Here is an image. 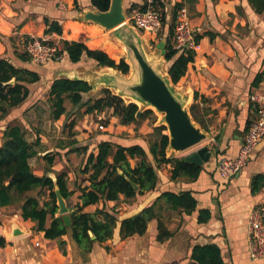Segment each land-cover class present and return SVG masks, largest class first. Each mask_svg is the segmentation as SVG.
Segmentation results:
<instances>
[{
  "label": "crops",
  "instance_id": "crops-1",
  "mask_svg": "<svg viewBox=\"0 0 264 264\" xmlns=\"http://www.w3.org/2000/svg\"><path fill=\"white\" fill-rule=\"evenodd\" d=\"M162 1L161 12L167 18L171 16L169 8L172 19L176 14L177 20L179 9L186 7L196 38L199 37L195 60L188 64L185 75L175 85L190 96L191 106L195 103L194 114L211 133L204 144L209 146L210 159L198 165L201 170L196 178L181 175L173 179L172 165L161 163L156 167L158 181L153 190L131 198L121 195L116 200L85 206V212L102 209L116 218L113 235L107 240L98 241L90 232L94 240L90 246L77 242L70 225L62 237L65 243L61 245L58 239H48L44 232L38 231L35 221L24 219L21 215L23 198L38 191L31 190L13 204L0 207V237L6 240L5 245L0 246V264H190L194 246L208 244L221 248L225 264H264V259H251L249 240L250 213L264 207V187L252 190L253 178L264 174V137L239 174L223 179L216 169L219 160L233 159L240 153L255 114L252 96L257 95L264 106V12H255L248 0ZM124 5L129 14L130 7L143 8L146 0H124ZM93 9L96 8L91 0H0V58L36 71L40 76L38 81L29 84L26 100L10 108L0 121V144L8 124L26 128L30 141L39 139L35 147L38 153L29 161L34 173L46 174L55 182L62 171L68 173V180L72 179V174H82L86 155L70 152L72 147L87 145L89 152L96 153L99 142L110 140L122 145L138 143L149 151L150 140L146 134L154 132L153 123V127L149 126L146 118L145 124L124 125L116 116H112L111 122L107 119L109 126L105 132L92 133V122L89 123L91 127L84 124L81 130L79 121L84 113L77 111L76 116L73 115L68 103H65V114L58 119L52 117L50 87L55 79L69 78L70 72L76 71L78 76L94 81L113 69L98 68L86 57L74 63L65 54L61 60L36 63L26 50L27 40L42 37L60 47L62 39L82 41L90 49L102 50L112 59L121 60L125 52L122 42L100 24L82 19L84 12ZM47 20L58 21L62 32L47 33ZM101 90L92 88L83 93V101L98 97ZM72 122L73 127H69ZM101 124L105 129V124ZM87 128L89 131H84ZM46 154L54 156L52 165ZM167 156L185 155L171 153ZM150 159L153 160L152 156ZM86 177L84 175V179ZM74 184V188L68 184L70 190H75L69 198L75 196L71 201L65 199L68 214L82 204L80 187L89 185V181ZM168 191H190L197 201L196 210L186 212L182 207L174 208L169 200L161 197ZM47 199L49 190L44 189L41 203ZM150 206L154 217L146 232L123 237L122 221ZM198 209L209 210L207 222L199 221ZM56 215H60L59 212ZM98 218L103 220L104 216L100 214ZM161 221L171 233L164 239L158 237Z\"/></svg>",
  "mask_w": 264,
  "mask_h": 264
},
{
  "label": "trees",
  "instance_id": "trees-1",
  "mask_svg": "<svg viewBox=\"0 0 264 264\" xmlns=\"http://www.w3.org/2000/svg\"><path fill=\"white\" fill-rule=\"evenodd\" d=\"M257 13L264 12V0H248ZM94 8L107 11L111 0H91ZM159 5L164 7L162 0ZM132 7L129 8L132 9ZM145 6L142 8L144 9ZM179 8V7H178ZM176 14L173 16L172 24L167 33L165 58L169 63V75L174 83H177L186 73L188 64L195 60V49L178 51L172 47L170 37L173 34ZM50 32H62L61 24L58 21H49ZM199 37H197V41ZM61 53L65 54L72 62L77 63L84 57L92 60L96 66H109L129 72V65L124 59L116 62L106 52L99 49H90L82 41H69L62 39ZM40 79L39 73L28 68H21L14 65L7 58H0V121L8 114L10 108L23 103L30 93L29 84ZM261 78L257 80L260 81ZM256 82V84H257ZM91 85L83 80H72L69 78H57L51 83L50 96L52 98V117L60 118L66 113V100L73 105L85 106L86 113L103 112L106 109L112 110V115L119 118L121 124L127 125L139 122L147 115L154 113L147 109L136 116L138 106L135 103H126L123 98L112 93L110 89H103L96 98L83 101V93L89 92ZM197 95H195L196 98ZM195 103L191 106V113L196 121L200 123L194 114ZM74 123L69 124L73 127ZM205 129L206 126L201 124ZM166 126H155L156 138L150 141L149 151L138 143L122 145L110 140H102L97 145V152H89L87 145L72 147L70 152L85 153L86 162L81 173L87 175L84 180L89 185L80 187L82 204L69 213L71 218L70 228L73 230L75 239L80 245L90 246L94 240L90 232L95 234L96 240L104 241L113 235L116 218L108 212L100 209L94 213L83 211L89 204L100 201L116 200L124 195L126 198L135 197L149 190H153L158 181L156 167L161 163L172 165V178L186 175L196 178L201 167L195 163L185 161L184 157L167 156L166 150L169 144V137L164 131ZM38 140L30 141L27 138V130L19 124H8L3 131V141L0 144V207L11 205L26 195L31 190H38L35 195H26L21 205V215L24 219H31L37 223L36 229L44 232L48 239H58L63 245L62 239L67 233L69 226L65 224L64 215H56L59 212L56 186L59 187L64 199L68 200L75 192L68 187V173L62 171L57 175L56 182L49 176H39L34 173L30 159L38 151L36 146ZM75 144V141H74ZM152 156L153 160L150 159ZM52 165L54 156L45 155ZM135 161L132 164V161ZM119 169L122 173H119ZM132 182L138 185L136 189ZM264 187V174L256 175L252 180V190L259 191ZM49 190V199L43 201V190ZM172 203L174 208L182 207L186 212L196 210L197 201L190 191L173 192L168 191L161 194ZM103 215L104 219L98 218ZM200 222H207L210 212L207 209H198ZM154 217L152 206L144 208L139 213L125 218L121 223L123 237L133 234H144L149 221ZM50 220V222H49ZM1 224V219H0ZM159 239L167 238L170 231L161 221L158 225ZM6 240L0 237V246H4ZM190 264H225L221 248L216 244L196 245L191 254Z\"/></svg>",
  "mask_w": 264,
  "mask_h": 264
},
{
  "label": "water",
  "instance_id": "water-1",
  "mask_svg": "<svg viewBox=\"0 0 264 264\" xmlns=\"http://www.w3.org/2000/svg\"><path fill=\"white\" fill-rule=\"evenodd\" d=\"M82 19L100 24L122 42L126 54L124 53L121 59H124L130 68L128 73H123L110 67L112 71L102 73L94 81L80 76H69V79L86 81L95 90L110 89L127 104L135 103L138 106L137 117L147 109L160 113L163 125L168 130L167 155L180 154L211 137L210 132L193 117L190 96L178 88L169 75L165 58L167 35L156 48H152L151 35H142L128 20L124 0H111L107 11L98 9L86 11ZM210 154L209 146L205 145L185 155L184 159L202 165L210 159ZM119 173H122V170L119 169ZM132 184L138 189L137 184L134 182ZM56 194L59 214L64 215L66 225H71L69 208L58 186Z\"/></svg>",
  "mask_w": 264,
  "mask_h": 264
},
{
  "label": "built area",
  "instance_id": "built-area-1",
  "mask_svg": "<svg viewBox=\"0 0 264 264\" xmlns=\"http://www.w3.org/2000/svg\"><path fill=\"white\" fill-rule=\"evenodd\" d=\"M161 11L159 0H146L144 9L138 7L129 11L128 20L143 33L155 35L162 28ZM197 45L188 10L186 7H181L172 35V47L183 51L196 49ZM26 50L31 60L36 63H46L50 59L61 60L63 58L61 47L42 37H30L26 43ZM252 100L255 103V114L239 155L233 159L222 158L216 163V169L223 179H231L242 171L248 156L264 137V106L260 104V98L257 95H253ZM99 127L103 129L104 125L100 124ZM249 240L251 259H264V207L255 208L250 213Z\"/></svg>",
  "mask_w": 264,
  "mask_h": 264
},
{
  "label": "rangeland",
  "instance_id": "rangeland-1",
  "mask_svg": "<svg viewBox=\"0 0 264 264\" xmlns=\"http://www.w3.org/2000/svg\"><path fill=\"white\" fill-rule=\"evenodd\" d=\"M162 10V9H161ZM162 13V12H161ZM169 13H170V15L172 16V10L169 8ZM170 16V18H167V16L165 15V13H162V28L160 29V31L154 36V37H150V41H151V45H152V48H156V42H158V40L159 39H161L163 36H165V35H167V33H168V31H169V27H170V25L172 24V17ZM138 31L142 34L143 32L140 30V29H138ZM125 49V48H124ZM125 54H126V51L124 52ZM116 62H119L120 61V59H118V60H115ZM65 103H68V108H70L69 110H70V113H72L73 115H75L76 116V114H77V111H78V113H84L83 114V116H82V118L80 117V121H79V125H80V127H81V130L83 129V127H85V125L84 124H87L88 126H90L91 127V125L89 124V123H91L92 124V128H93V132L92 133H102V132H105V131H107V128H108V126L109 125H107V119H110V122H111V119H112V110H109V109H106V110H104L103 112H94V113H88V114H86V112H85V106H83V104H81V105H73L69 100H66V102ZM47 104V103H46ZM143 108V107H142ZM154 113H152V114H149V115H147L145 118L147 119V121H148V123H149V126H151L152 125V123H153V126L155 127V126H163V122H162V118H161V114L160 113H158L156 110H154L153 111ZM46 117L45 118H47V116H48V113H47V110H46V115H45ZM100 116H101V118H100ZM145 118L144 119H142V120H140L139 122H136V123H143L144 122V124H145ZM101 123H103V124H105V129H101V128H99L98 127V125L99 124H101ZM135 123V124H136ZM147 123V122H146ZM137 125V124H136ZM138 126V125H137ZM142 126H143V124H142ZM153 126H151V127H153ZM65 128H66V126H64ZM154 127H153V129H154ZM60 128H61V133H62V126H60ZM139 128H141V125H140V127H138V129ZM137 129V130H138ZM136 130V131H137ZM84 131H89L88 130V128H87V130H84ZM209 131V130H208ZM64 132H67V128H66V131H64ZM168 132V130H165L164 131V133H167ZM210 132V131H209ZM211 134V133H210ZM147 135V138L151 141V140H153L154 138H156L157 137V135H155V133L154 132H152V133H149V134H146ZM208 141V139L207 140H205L204 142H202L201 144H199V145H197V146H195V147H192V148H190V149H188V150H186V151H184V152H182V153H180V154H183V155H187V154H189V153H191V152H193V151H195V150H197L198 148H200V147H203L204 146V144L206 143ZM133 163H134V161H133ZM78 169V168H77ZM76 169V170H77ZM77 176V177H76ZM75 176V174H72V179H70V180H68V184H69V186L71 187V188H74V186H75V184L74 183H78V182H82L83 183V181H84V175H82V174H78L77 173V175ZM70 178V177H69ZM75 181V182H74ZM75 196H73L72 198H74ZM71 198V199H72ZM71 199H69L68 201H71ZM69 203H71V202H69Z\"/></svg>",
  "mask_w": 264,
  "mask_h": 264
},
{
  "label": "bare ground",
  "instance_id": "bare-ground-1",
  "mask_svg": "<svg viewBox=\"0 0 264 264\" xmlns=\"http://www.w3.org/2000/svg\"><path fill=\"white\" fill-rule=\"evenodd\" d=\"M70 76H78V73L76 71H73L70 73Z\"/></svg>",
  "mask_w": 264,
  "mask_h": 264
}]
</instances>
